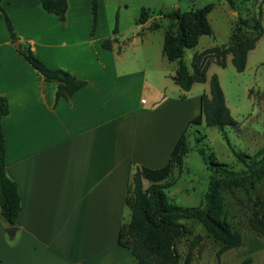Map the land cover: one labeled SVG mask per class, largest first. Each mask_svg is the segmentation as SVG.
I'll return each mask as SVG.
<instances>
[{"label": "crops", "instance_id": "0c3cea01", "mask_svg": "<svg viewBox=\"0 0 264 264\" xmlns=\"http://www.w3.org/2000/svg\"><path fill=\"white\" fill-rule=\"evenodd\" d=\"M79 1L66 0L64 22L37 0L1 3L18 43L85 86L57 99L56 83L17 53L0 17V96L9 104L2 119L5 166L21 206L12 235L0 213V264H137L117 243L129 220L131 168L164 166L199 114L200 95L189 105L163 94L174 75L170 83L163 74L158 84L149 82L156 77L138 55L150 19L135 24L121 47L116 36L92 32L90 0ZM113 37L111 50L101 47Z\"/></svg>", "mask_w": 264, "mask_h": 264}, {"label": "trees", "instance_id": "16d2710c", "mask_svg": "<svg viewBox=\"0 0 264 264\" xmlns=\"http://www.w3.org/2000/svg\"><path fill=\"white\" fill-rule=\"evenodd\" d=\"M40 7L47 14L53 15L59 22L65 21L67 11L66 0H37ZM0 17L4 20L10 42L15 45L17 53L47 82L57 85L56 98L67 99L85 86V82L71 74L48 68L40 61L28 44L18 43L9 18L1 7ZM92 12V32L96 26L98 0H90ZM232 7V6H231ZM210 6L184 13H176L175 20L169 21L164 29L162 55L169 62H176L177 68L172 81L182 91L187 92L195 83L206 82V72L211 58L220 66H225L226 55H230V62L236 72L245 68L247 54L255 48L256 42L263 33L261 12L254 24L238 21L247 30L255 32L253 36L241 37L238 32H232L226 47H210L195 53L192 57L190 70L183 64L185 50L197 46L201 36H211L212 29L207 20ZM150 15L141 9L136 25L144 24ZM158 29L156 25H149V30ZM113 35L118 33L115 25ZM116 38H108L101 42V47L111 50ZM9 113V104L5 97L0 96V213L7 227L17 228V218L21 210L20 197L15 183L6 174L5 141L2 131V119ZM202 122L207 127H215L223 131L226 126H234L235 122L225 104L223 91L216 75L208 79V94L199 96V114L190 120L192 124ZM178 139L171 151L168 162L157 169L133 166L126 189L125 205L129 211L128 222L123 223L118 231L117 243L128 249L137 264H178L179 254L177 244L188 234V228L181 224V220L198 222L219 245L217 255L236 248L240 245V235L235 232L225 218L223 192H231L236 188L252 187L264 176V154L259 159L248 162L246 154L234 151L236 159L244 165L242 171H232L222 163L214 160L206 162L210 170L207 191L200 207H181L169 202L165 189L172 183L168 181L173 170L180 167L185 154V132ZM199 154L201 152L199 151ZM144 182L147 186L144 187ZM259 205V202L254 203ZM249 226L264 239V213L253 207ZM201 237L196 235L191 241L184 264H189L192 250Z\"/></svg>", "mask_w": 264, "mask_h": 264}, {"label": "rangeland", "instance_id": "374dc122", "mask_svg": "<svg viewBox=\"0 0 264 264\" xmlns=\"http://www.w3.org/2000/svg\"><path fill=\"white\" fill-rule=\"evenodd\" d=\"M98 3L96 31L99 35L116 36L121 47L129 45L135 20L142 8L150 15L149 25L158 27L142 33L146 42L138 55L139 59L152 68L150 70L152 76L154 74L156 77V79L148 77L152 84L159 83L157 78H160V74H163V79L170 83V76L174 75L176 68V62H168L162 55L164 29L169 21H173L168 19V15L175 13L176 17V13L210 6L207 20L212 35L201 36L196 47L185 50L182 59L184 66L190 70L195 53L210 47L228 46L232 32H238L241 37L253 36L254 31L238 26L237 22L246 21L254 24L259 11L261 12L263 33L255 48L247 54L242 72H236L228 54L224 67L218 66L211 58L205 83L193 84L187 92L181 91L172 83L163 90L167 97L186 100L190 105L196 102L202 93L208 94L207 82L214 74L218 78L225 104L235 122L234 126L224 127L223 131L207 127L202 122L199 125L192 124L185 132V154L182 164L173 170L168 179L172 185L164 191L172 204L181 207H200L210 176L206 162L214 160L224 164L229 170L242 171L244 165L236 159L234 151L249 156V163L264 154V0H99ZM89 8L92 17L91 7ZM115 25L118 33L113 35ZM128 53L132 56L130 48ZM149 97H152L151 92L142 95L145 101ZM159 98H162L161 95ZM146 186L147 182H144V187ZM257 200L259 205L254 206ZM223 201L225 218L232 229L240 235V245L218 256L219 245L198 222L181 220L180 223L188 228L189 234L176 246L180 257L178 264H184L189 245L196 235L201 239L192 250L189 264H264V239L249 226L248 222L253 207L264 213V176L247 189L224 191ZM125 221L128 222V218Z\"/></svg>", "mask_w": 264, "mask_h": 264}, {"label": "water", "instance_id": "95a60500", "mask_svg": "<svg viewBox=\"0 0 264 264\" xmlns=\"http://www.w3.org/2000/svg\"><path fill=\"white\" fill-rule=\"evenodd\" d=\"M167 17L169 20H174L175 19V13H172L171 15H168ZM14 231H15V228H13V227H8L6 229V232L9 235H12L14 233Z\"/></svg>", "mask_w": 264, "mask_h": 264}]
</instances>
